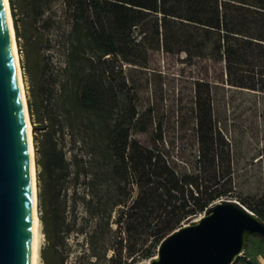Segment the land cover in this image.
<instances>
[{
	"label": "trees",
	"instance_id": "1",
	"mask_svg": "<svg viewBox=\"0 0 264 264\" xmlns=\"http://www.w3.org/2000/svg\"><path fill=\"white\" fill-rule=\"evenodd\" d=\"M9 6L29 80L35 152L42 155L38 199L48 244L58 247L69 233L63 188L71 167L78 182L88 164L96 172L87 183V206L96 199L91 213L109 228L124 203L123 185L135 176L137 197L116 223L128 236L139 230L142 245L150 240L139 259L153 257L185 220L224 197H236L264 221V194L252 201L235 195L232 176L201 193L198 176L174 168L163 151L162 124L145 121L125 79L111 78L125 63L148 67L151 54L162 50L202 59L204 81L264 97V0H9ZM52 51L64 56L58 70ZM150 125L152 145L132 137ZM41 258L56 264L42 250Z\"/></svg>",
	"mask_w": 264,
	"mask_h": 264
},
{
	"label": "rangeland",
	"instance_id": "2",
	"mask_svg": "<svg viewBox=\"0 0 264 264\" xmlns=\"http://www.w3.org/2000/svg\"><path fill=\"white\" fill-rule=\"evenodd\" d=\"M51 58L55 70L64 66L61 53L55 52ZM21 59L19 54V63ZM21 71L28 99L29 80L22 67ZM111 78L114 83L125 79L136 109L144 115L145 121L162 124L163 151L178 171L199 177L201 193L232 176L235 195L251 197L252 201V197L264 194L263 96L204 81L202 59H189L184 53L166 54L162 50L151 54L148 67L125 63L116 68ZM153 130L154 126L150 125L148 132H134L132 137L152 145ZM37 135L41 138L40 131ZM61 146L70 158L68 143ZM35 154L36 160L42 158L40 153ZM87 169L88 174H82L76 182L75 168L71 167L63 188L69 233L58 247H53L48 244L42 224V253L50 263L56 264H144L147 259H139V256L150 240L142 245L144 237L139 230L128 236L116 223L120 213L129 210L137 197L135 176L123 185L124 203L113 213L109 228L105 220L91 213L97 206L96 199L92 209H88L87 201L91 196L87 183L94 179L96 171L93 164H88ZM37 185L40 191L39 182ZM227 200L239 201L236 197H224L214 202L210 210L217 202ZM38 209L41 215L40 200ZM196 217L185 220L181 226L193 224ZM244 243L237 264H245L244 259L264 264V237L248 235ZM158 247L153 249V256L158 253ZM41 260L45 264L43 258Z\"/></svg>",
	"mask_w": 264,
	"mask_h": 264
},
{
	"label": "water",
	"instance_id": "3",
	"mask_svg": "<svg viewBox=\"0 0 264 264\" xmlns=\"http://www.w3.org/2000/svg\"><path fill=\"white\" fill-rule=\"evenodd\" d=\"M264 221L236 200L165 238L152 264H233ZM30 198L24 111L3 0H0V264H29Z\"/></svg>",
	"mask_w": 264,
	"mask_h": 264
},
{
	"label": "bare ground",
	"instance_id": "4",
	"mask_svg": "<svg viewBox=\"0 0 264 264\" xmlns=\"http://www.w3.org/2000/svg\"><path fill=\"white\" fill-rule=\"evenodd\" d=\"M6 11L7 25L10 31L11 49L16 66L18 85L20 95L22 99L24 121H25V133H26V145H27V157H28V173H29V198H30V239H29V264H43L41 258L42 249V223L40 219V213L38 209V186H37V166H36V154L33 140V129L28 111L25 86L22 77V71L19 63L18 46L16 43L15 31L13 26V20L11 16L9 0H3ZM203 215L195 218L193 221L197 223ZM158 259V254L147 259L144 264H152Z\"/></svg>",
	"mask_w": 264,
	"mask_h": 264
}]
</instances>
